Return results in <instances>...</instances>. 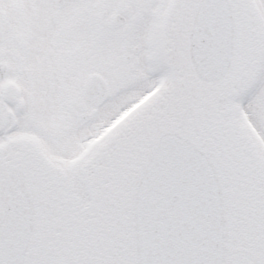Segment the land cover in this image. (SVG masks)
<instances>
[{
    "label": "water",
    "instance_id": "water-1",
    "mask_svg": "<svg viewBox=\"0 0 264 264\" xmlns=\"http://www.w3.org/2000/svg\"><path fill=\"white\" fill-rule=\"evenodd\" d=\"M164 34L168 87L92 171L0 152V264H264L258 179L229 116L256 66L255 11L182 0Z\"/></svg>",
    "mask_w": 264,
    "mask_h": 264
},
{
    "label": "flooded vegetation",
    "instance_id": "flooded-vegetation-1",
    "mask_svg": "<svg viewBox=\"0 0 264 264\" xmlns=\"http://www.w3.org/2000/svg\"><path fill=\"white\" fill-rule=\"evenodd\" d=\"M169 2L0 0V152L23 144L24 130L45 150L78 148L106 114L118 112L125 87H133L125 91L132 98L136 86H151V76L134 78L133 53L156 51ZM254 2L264 20V0ZM154 96L144 109L160 95ZM238 100L243 129L264 155V49L252 85Z\"/></svg>",
    "mask_w": 264,
    "mask_h": 264
},
{
    "label": "rangeland",
    "instance_id": "rangeland-1",
    "mask_svg": "<svg viewBox=\"0 0 264 264\" xmlns=\"http://www.w3.org/2000/svg\"><path fill=\"white\" fill-rule=\"evenodd\" d=\"M263 16H264V13H263ZM118 56H120V53L118 54ZM134 58L136 59L135 71L133 72V74H135L136 76L134 78H136L137 75L142 74L144 77L142 81H144V79L146 77H148L152 74L158 73L159 64H158V62L155 63V59L157 58V54L154 51H148V50H146V47H143L140 49V51L138 53H136L134 55ZM144 82H143V84H144ZM136 84H137V82L135 80L134 84H132V85H136ZM136 88H140L142 90L141 92H143V90L146 91V90L150 89L151 87L141 85V86H136ZM127 89H129V88L125 87V90L121 92V99L119 98V100L121 101V104L123 103L121 108L126 106L129 102L136 100L141 95V92H139L138 94L132 96V98L125 97V91ZM116 114L117 113H115L113 116H111V115L105 116V119H107V121L105 122V125H107L109 123L110 119H112L114 116H116ZM105 130H107V129H105ZM24 131L28 132L27 130H24ZM54 152L60 158H68V157L71 158L76 154V151L73 150V148H71V147L61 148L59 150H54ZM77 156H79V154ZM61 162H64V161H61Z\"/></svg>",
    "mask_w": 264,
    "mask_h": 264
},
{
    "label": "bare ground",
    "instance_id": "bare-ground-1",
    "mask_svg": "<svg viewBox=\"0 0 264 264\" xmlns=\"http://www.w3.org/2000/svg\"><path fill=\"white\" fill-rule=\"evenodd\" d=\"M157 80H158V78H154V82H157ZM145 93H146V92H142L141 95L143 96V95H145ZM133 104H134V103L129 104L125 109H123V110L120 112V114H122L124 111H126V110H127L130 106H132ZM120 114H119V115H120Z\"/></svg>",
    "mask_w": 264,
    "mask_h": 264
}]
</instances>
